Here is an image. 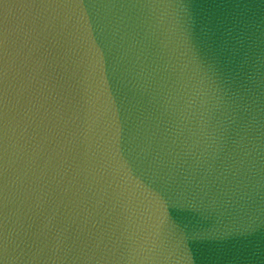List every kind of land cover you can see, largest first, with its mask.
Segmentation results:
<instances>
[{
	"label": "water",
	"instance_id": "1",
	"mask_svg": "<svg viewBox=\"0 0 264 264\" xmlns=\"http://www.w3.org/2000/svg\"><path fill=\"white\" fill-rule=\"evenodd\" d=\"M0 264H264V0H0Z\"/></svg>",
	"mask_w": 264,
	"mask_h": 264
}]
</instances>
